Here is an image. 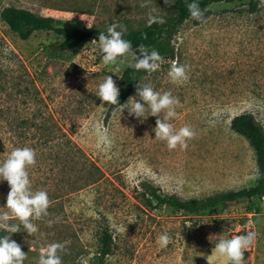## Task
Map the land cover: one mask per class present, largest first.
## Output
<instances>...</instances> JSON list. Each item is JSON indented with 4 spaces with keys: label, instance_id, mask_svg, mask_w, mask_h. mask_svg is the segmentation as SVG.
I'll return each mask as SVG.
<instances>
[{
    "label": "rangeland",
    "instance_id": "rangeland-1",
    "mask_svg": "<svg viewBox=\"0 0 264 264\" xmlns=\"http://www.w3.org/2000/svg\"><path fill=\"white\" fill-rule=\"evenodd\" d=\"M246 2L212 3L203 22L184 20L171 38L173 57L163 58L136 84H150L179 99L169 122L177 130L188 125L195 131L186 149L169 150L155 139L157 117L147 107L141 118L120 106L106 116L107 102L95 95L98 85L110 75L118 87L123 70L137 72L129 66L132 50L115 65H105L92 40L50 31L20 39L0 21V115L28 121L51 117L41 126L19 123L27 133L22 143L39 144L33 133L60 128L105 177L99 185L89 184L83 157L47 158L28 167L32 190L46 191L50 206L46 216L32 220L38 228L32 236L18 219L9 221L19 227L11 239L27 254L24 264H37L40 248L53 242L64 245L58 252L62 264H92L99 227L113 241L103 264H228L225 257L212 255L215 244L248 231L256 238L244 250V264H264V195L187 214L149 205L138 194L144 181L161 193L187 198L238 189L257 178L251 147L229 128L233 115L250 112L264 129V3L259 0L249 11ZM0 5L51 16L62 27L107 30L115 23L124 32L142 27L150 13L162 20L172 15L164 0H0ZM173 62L187 66V80L170 81ZM136 86L121 105L136 96ZM93 127L107 130L110 146L98 145L89 131ZM1 129L0 163L8 145ZM56 144L47 143L53 149L66 147ZM9 191L7 181L0 180V212L8 211ZM163 233L171 242L161 248L157 240Z\"/></svg>",
    "mask_w": 264,
    "mask_h": 264
},
{
    "label": "clouds",
    "instance_id": "clouds-1",
    "mask_svg": "<svg viewBox=\"0 0 264 264\" xmlns=\"http://www.w3.org/2000/svg\"><path fill=\"white\" fill-rule=\"evenodd\" d=\"M175 0H164L166 6L171 7ZM264 3V0H261ZM142 7L144 5H141ZM188 12L193 20H204V12L199 4L193 0L187 4ZM153 12L155 9L152 10ZM159 16H148V25L162 23ZM120 28L122 30L118 31ZM107 34L100 32L98 42L93 39L91 43L98 45L99 52L102 55V62L105 65H115L118 58L125 57L131 51V42L123 39V26L112 23L107 27ZM138 53H132V63L129 65L135 70H144L146 72L156 71L159 62L163 58L155 49L149 50L148 47L141 44ZM185 65H179L173 62L168 77L173 83H179L188 79ZM119 88L112 76L106 75L102 83L98 85L95 95L101 103L107 102L108 105H119L121 111L125 108L129 116L136 118L144 117L146 107L150 109L151 116H156V124L153 131L155 139L166 142L167 148L173 150L179 145L181 148H187V141L193 139L196 133L188 125L180 127L178 130L169 122L176 117L175 107L180 104L178 98L172 96L170 91L163 93L157 92L150 84H139L136 86V96L130 97L127 103H119ZM136 97H139V102ZM146 105V106H145ZM166 112L162 117L161 113ZM162 117V118H161ZM89 131L97 137V143L100 146H110L111 139L106 129L93 127ZM36 164V152L30 147L14 148L7 158L0 163V180L7 181L10 191L7 195L6 208L8 211L0 212V230L9 234L0 236V264H24L26 253L21 250V246L11 239V234L19 232V227L10 224L11 218L18 219L29 235L38 231L36 225L32 223L33 219L39 220L46 216L47 209L50 206L48 194L44 190L33 191L29 173V166ZM134 222V221H133ZM131 223V222H130ZM256 233L248 231L244 235H236L230 239H219L213 248L212 255L225 257L228 264H244V250L248 249L254 242ZM171 242L168 233H163L158 237L157 243L161 248L167 247ZM64 251V245L58 242L49 243L40 248V255L37 264H62L58 252Z\"/></svg>",
    "mask_w": 264,
    "mask_h": 264
},
{
    "label": "trees",
    "instance_id": "trees-1",
    "mask_svg": "<svg viewBox=\"0 0 264 264\" xmlns=\"http://www.w3.org/2000/svg\"><path fill=\"white\" fill-rule=\"evenodd\" d=\"M241 2L242 0H195L204 12V18L207 17V6L217 2ZM193 0H175L171 6L172 15L162 23H154L151 26L148 25V19L146 23L137 29H131L123 34V39L131 42V50L133 53H138V48L141 44L149 48V50L155 49L159 52L162 58L173 57V45L171 38L177 27L187 18H190V13L187 9V4L192 3ZM259 0H247V8L249 11H254L257 8ZM157 16V15H156ZM0 21L11 31H17L20 39H26L33 31H50L56 35H60L70 39H96L100 32L105 34L107 30L95 27L86 26H58L55 24V19L47 15H39L34 13L28 8L14 6V5H0ZM22 27H25L23 31H20ZM147 73L144 70L137 71L132 74L129 69H125L119 76L118 88L119 103L122 104L126 98L131 94L132 90L141 79V77ZM119 105H108L106 108V116L110 112L116 109ZM45 119L47 117H44ZM43 117L39 121H28V119H16L12 116L4 114L0 115V126L3 128L1 132L5 134L4 139L8 141L6 148V154H8L18 147H30L36 152V160H45L47 158H59L61 156L70 158L83 157L82 164L88 168L90 183L97 184L102 183L105 179L102 176V172L97 164L88 159L86 155L77 147L69 135L57 128L55 131L33 133L32 136L35 141L41 143L34 145L23 144V140L26 138V132L24 127H20L19 123H33L37 126H41L47 123L48 120H52L49 117L45 120ZM21 121V122H20ZM27 123V124H28ZM39 128V127H38ZM229 128L236 134L242 136L254 154V163L257 169V178L248 186L240 187L238 189H230L221 191L212 195H205L202 197H187L180 198L173 193L164 194L159 191L157 187H154L151 183L144 181L139 183L140 190L138 194L140 198L155 206H167L173 210L181 211L183 213H197L207 209L208 211L216 204H231L241 200L249 201L252 197H261L264 195V129L261 124L256 120L255 116L250 112H241L233 115L229 120ZM57 141L59 144L66 145L64 148L53 149L52 145H47L49 141ZM69 143V146H68ZM58 144V145H59ZM71 144V145H70ZM57 145V144H56ZM57 145V146H58ZM59 147V146H58ZM65 158V159H67ZM88 164V165H87ZM87 184V185H89ZM6 235V231L0 230V236ZM97 245H96V260L92 264H103L105 257L110 253L112 248L111 234L105 227H99L97 233Z\"/></svg>",
    "mask_w": 264,
    "mask_h": 264
}]
</instances>
